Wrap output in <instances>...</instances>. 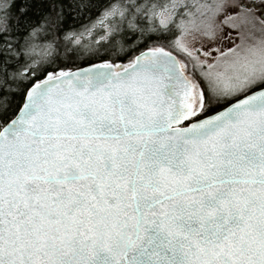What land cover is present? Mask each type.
I'll return each instance as SVG.
<instances>
[{
	"label": "snow or ice",
	"instance_id": "obj_1",
	"mask_svg": "<svg viewBox=\"0 0 264 264\" xmlns=\"http://www.w3.org/2000/svg\"><path fill=\"white\" fill-rule=\"evenodd\" d=\"M0 264H264V0H0Z\"/></svg>",
	"mask_w": 264,
	"mask_h": 264
}]
</instances>
